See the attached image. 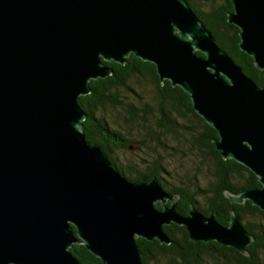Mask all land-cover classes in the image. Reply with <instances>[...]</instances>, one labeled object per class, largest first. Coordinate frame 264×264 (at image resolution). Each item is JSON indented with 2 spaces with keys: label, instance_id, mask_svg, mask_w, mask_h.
<instances>
[{
  "label": "water",
  "instance_id": "1",
  "mask_svg": "<svg viewBox=\"0 0 264 264\" xmlns=\"http://www.w3.org/2000/svg\"><path fill=\"white\" fill-rule=\"evenodd\" d=\"M232 4L239 47L264 71V0ZM131 55L182 88L217 131L220 156L258 178L260 188L226 193L231 203L264 211V86L186 0H0V264H80L74 244L102 264H144L137 239L170 245L172 224L194 243L247 255L254 237L234 210L228 226L194 206L181 215L157 178L129 181L87 141L79 98L113 74L104 62L125 65Z\"/></svg>",
  "mask_w": 264,
  "mask_h": 264
},
{
  "label": "trees",
  "instance_id": "2",
  "mask_svg": "<svg viewBox=\"0 0 264 264\" xmlns=\"http://www.w3.org/2000/svg\"><path fill=\"white\" fill-rule=\"evenodd\" d=\"M186 1L218 46L249 79L260 87L264 86V71L258 70L253 58L241 51L240 30L228 23V14L234 11L232 0ZM104 64L113 69V74L106 79L91 81L92 92L79 98L87 116L83 122L87 141L99 145L116 170L129 181L141 183L157 178L165 189L163 175L169 172L164 153L170 155L167 152L170 149L161 142L160 135L174 136V139L182 136L203 159L209 160L210 182L200 186L197 179L187 178L177 187L166 188L167 192L177 196L178 213L186 216L194 206L206 216L214 214L219 223L228 226L234 210L246 231L254 237L247 247V255H242L234 248L216 242L194 243L189 240L184 226L172 224L164 227L172 241L170 245L157 240L137 239L143 263L165 260V264H264V211L248 200L244 204H233L226 196V193L239 195L260 188L255 174L234 160H224L220 156L213 143L218 138L217 131L194 111L190 96L182 88L173 87L169 81L161 84L154 64L133 55L127 58L125 65ZM146 89L152 90L156 112L151 103L143 102V94L137 91ZM135 125L145 128L149 138H135ZM122 150H131L133 154L148 151L152 158H142L136 164L124 167L115 155ZM157 208H162L160 203ZM70 251L80 264H102L83 244H74Z\"/></svg>",
  "mask_w": 264,
  "mask_h": 264
},
{
  "label": "rangeland",
  "instance_id": "3",
  "mask_svg": "<svg viewBox=\"0 0 264 264\" xmlns=\"http://www.w3.org/2000/svg\"><path fill=\"white\" fill-rule=\"evenodd\" d=\"M133 84V82H132ZM134 86V84H133ZM144 96L143 102H149L153 106V111H157L156 104L153 102V93L152 90L146 89L145 91H139ZM134 98V96H133ZM138 105L141 106V103L138 102ZM135 132L134 137L137 139H148L149 134L147 130L142 126H134ZM163 136V137H162ZM160 135V140L162 143L167 144V152L170 155L166 156V169L168 174L163 175V178L166 179V188H174L180 185V181L186 182L187 178L197 179V182L200 186H206L210 182V162L208 159H203L200 156L195 148L186 140L182 139V136H177L174 139V136H165ZM172 148H175L173 150ZM136 149V148H135ZM137 150V149H136ZM149 152H136L133 154L131 150H122L118 151L115 155L119 159L120 163L127 167L130 164H136L142 158L150 159L151 156H148ZM165 188V189H166ZM264 257V255H263ZM153 264H165V260H162L160 263ZM215 264V263H214Z\"/></svg>",
  "mask_w": 264,
  "mask_h": 264
},
{
  "label": "flooded vegetation",
  "instance_id": "4",
  "mask_svg": "<svg viewBox=\"0 0 264 264\" xmlns=\"http://www.w3.org/2000/svg\"><path fill=\"white\" fill-rule=\"evenodd\" d=\"M160 204H161V203H160ZM170 204H171L170 202H169V203H167V205H170ZM161 206L163 207L164 205H162V204H161Z\"/></svg>",
  "mask_w": 264,
  "mask_h": 264
}]
</instances>
